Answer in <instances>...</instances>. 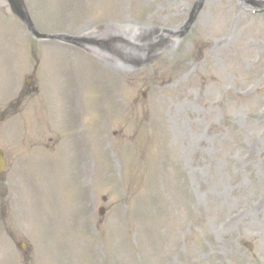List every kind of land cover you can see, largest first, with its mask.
Instances as JSON below:
<instances>
[{
  "label": "rangeland",
  "instance_id": "rangeland-1",
  "mask_svg": "<svg viewBox=\"0 0 264 264\" xmlns=\"http://www.w3.org/2000/svg\"><path fill=\"white\" fill-rule=\"evenodd\" d=\"M25 1L83 40H38L0 0V264H264V14Z\"/></svg>",
  "mask_w": 264,
  "mask_h": 264
},
{
  "label": "water",
  "instance_id": "water-1",
  "mask_svg": "<svg viewBox=\"0 0 264 264\" xmlns=\"http://www.w3.org/2000/svg\"><path fill=\"white\" fill-rule=\"evenodd\" d=\"M13 12L19 16L29 27V29L34 33V35L38 38H46L47 35L41 34L38 30H36L24 4V0H9ZM201 7L199 5L198 9Z\"/></svg>",
  "mask_w": 264,
  "mask_h": 264
},
{
  "label": "bare ground",
  "instance_id": "bare-ground-1",
  "mask_svg": "<svg viewBox=\"0 0 264 264\" xmlns=\"http://www.w3.org/2000/svg\"><path fill=\"white\" fill-rule=\"evenodd\" d=\"M110 60H111V62H113V64L111 65V69L113 71H115L117 74L125 76V75H129L131 72H134L125 64L118 63V61L114 60V59L113 60L110 59ZM117 107L118 106L115 103H113L112 105H110L108 107H103L102 111L104 113H107L109 111H116Z\"/></svg>",
  "mask_w": 264,
  "mask_h": 264
}]
</instances>
